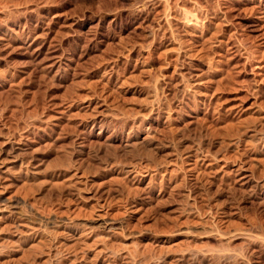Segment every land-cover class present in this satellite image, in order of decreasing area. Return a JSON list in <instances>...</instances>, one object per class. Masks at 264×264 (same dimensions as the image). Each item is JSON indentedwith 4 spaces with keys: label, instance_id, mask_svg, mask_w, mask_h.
<instances>
[{
    "label": "rangeland",
    "instance_id": "374dc122",
    "mask_svg": "<svg viewBox=\"0 0 264 264\" xmlns=\"http://www.w3.org/2000/svg\"><path fill=\"white\" fill-rule=\"evenodd\" d=\"M63 251L264 264V0H0V264Z\"/></svg>",
    "mask_w": 264,
    "mask_h": 264
},
{
    "label": "bare ground",
    "instance_id": "6f19581e",
    "mask_svg": "<svg viewBox=\"0 0 264 264\" xmlns=\"http://www.w3.org/2000/svg\"><path fill=\"white\" fill-rule=\"evenodd\" d=\"M151 150H152V149H151ZM190 150H191V149H190ZM183 151H184V150H183ZM199 151H200V150H199ZM194 152H195V151H194ZM198 153H199V152H198ZM81 154H82V153H81ZM197 155H200V154H197ZM201 155H202V154H201ZM189 156H190V154H189ZM195 156H196V155H195ZM202 156H203V155H202ZM202 156H201V157H202ZM181 157H182V156H181ZM194 158H195V157H194ZM198 159H199V158H198ZM183 160H184V159H183ZM197 162H198V161H196V163H197ZM196 177H197V176H196ZM246 177H247V176H246ZM197 178H198V177H197ZM11 207H12V206H11ZM15 207H16V206H15ZM6 209H8V208H6ZM13 209H14V208H13ZM17 215H18V216H21V218L24 217V216L22 217V215H20V214H17ZM24 215H25V214H24ZM16 218H17V217H16ZM16 218H15V219H16ZM19 218H20V217H19ZM26 219H27V218H26ZM21 220H22V219H21ZM24 220H25V217H24ZM37 220H38V219H37ZM19 221H20V220H19ZM108 221H109V220H108ZM16 222H17V221H16ZM103 222H104V221H103ZM103 222H102V224H100V225H104L103 229H104L105 227L111 226V225H109L108 223H106V222L103 223ZM113 222H114V221H113ZM64 223H65V222H64ZM47 224H48V223H47ZM47 224H46V225H47ZM58 224H59V223L56 222V223H54V224H50V225H54V226L57 225V226H58ZM62 224H63V223H62ZM26 225H27V224H26ZM112 225H113V224H112ZM22 226H23V225H22ZM22 226H21V225H18V226H17V229H20V227H22ZM57 226L54 228V230H55V229L58 230V229L61 228L60 226H59V227H57ZM23 227H24V226H23ZM25 227H26V226H25ZM40 227H41V226H40ZM82 227H84V226H82ZM85 227H86V225H85ZM88 227H89V226H88ZM51 228H52V227H51ZM67 228H68V227H67ZM97 228H98V227H97ZM68 229H70V228H68ZM71 229H72V228H71ZM88 229H89V228H88ZM88 229H87V230H88ZM92 229H95V228L92 227ZM98 229H101V226H99ZM112 229H113V228H112ZM29 230H30V229H29ZM32 230H33V229H32ZM110 230H111V227H110ZM116 230H117V229H116ZM36 231H39V229L36 230ZM36 231H35V229H34V233L32 234V237H33L34 239H40V238H41L40 236L43 235V234L39 235L40 233H39V232L37 233ZM41 231H42V230H41ZM70 231H71L72 233L74 232V230H73V231L70 230ZM76 231H77V230H76ZM91 231H92V230H91ZM94 231H97V230L95 229ZM102 231H103V230H102ZM104 231H105V230H104ZM57 232H58V231H56V233H57ZM84 232H85V231H84ZM98 232H99V231H98ZM108 232H109V231H108ZM19 233H20V232H19ZM31 233H32V232H31ZM94 233H95V232H94ZM109 233H110V232H109ZM109 233H108V234H109ZM21 234H22V233H21ZM71 237H72V236H71ZM42 238H43V237H42ZM52 238H53V237H52ZM44 240H45V239H44ZM57 240H58V239H57ZM57 240H56V239H54V240L52 239V242H51L50 240L48 241V244H49L48 246H49V248H47V247H46V248L48 249L49 254L52 252L51 250L53 249L52 244H53L54 247L57 246V245H59V248H61L60 246H61L62 244L59 243V242H57ZM79 241H80V240H79ZM42 242H43V241H42ZM42 242H41V244H42ZM44 242H45V241H44ZM80 242H81V241H80ZM82 243H84V242H82ZM82 243H81V244H82ZM81 244H80V245H81ZM43 245H44V244H43ZM88 246H89V245H88ZM57 247H58V246H57ZM57 247H55L54 249L57 250V249H58ZM62 247H63V245H62ZM64 247H65V246H64ZM65 248H66V247H65ZM65 248H64V250H67V249H65ZM54 249H53V250H54ZM61 249H62V248H61ZM104 249H105V248H104ZM108 250H109V249H108ZM42 251H43V250H42ZM54 251H55V250H54ZM58 251H59V250H58ZM60 251H61V250H60ZM69 251H70V250H69ZM69 251L67 252V254L64 253L65 251H63V252H58L56 255H52L51 257H49L50 260L48 259V260H49V264H67L68 262H71L72 264H73L74 262L77 263V261L79 260L78 255H77V258L73 255V256L76 258V260L74 259V261H73V260L71 261V259L73 258V256H72L71 254H69ZM55 252H56V251H55ZM71 252H72V251H70V253H71ZM102 252H103V250L101 251V253H102ZM73 253H74V252H73ZM106 253H107V251H106ZM106 253H105V254H106ZM49 254H48V255H49ZM75 254H77V252H75ZM105 254H104V255H105ZM109 254H111V253H109ZM82 255H83V254H82ZM84 255H85V254H84ZM84 255H83V257H85ZM96 255H98V254H96ZM99 255H101V254L99 253ZM102 255H103V254H102ZM49 256H50V255H49ZM79 256L81 257V252H80V255H79ZM106 256H108V255H106ZM111 256H112V255H110V257H111ZM113 256H114V253H113ZM99 257H100V256H99ZM104 257H105V256H104ZM110 257H108V258L111 259ZM116 257H117V256H116ZM81 258H82V257H81ZM85 258H86V257H85ZM106 258H107V257H106ZM113 258H114V257H113ZM116 260H117V259H116ZM81 261H84V259L82 258ZM111 261H112V260H111ZM100 262H101V261H100ZM112 262H113V261H112ZM114 262H115V261H114ZM114 262H113V263H114ZM35 263H36V262H35ZM75 263H74V264H75ZM106 263H107V262H106ZM104 264H105V262H104ZM108 264H109V263H108Z\"/></svg>",
    "mask_w": 264,
    "mask_h": 264
}]
</instances>
